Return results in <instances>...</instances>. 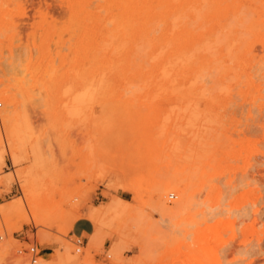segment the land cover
<instances>
[{"label": "rangeland", "instance_id": "374dc122", "mask_svg": "<svg viewBox=\"0 0 264 264\" xmlns=\"http://www.w3.org/2000/svg\"><path fill=\"white\" fill-rule=\"evenodd\" d=\"M1 1L4 3L2 4ZM10 1L0 0V89L4 88L7 95L14 94L16 96L15 99L20 98V101L18 99L16 104L10 107L16 113L12 128H0V224L2 223L0 225L2 228L0 229V234L3 236L0 246L10 244L9 250L4 258L0 260V264H39L42 257L51 264H110L117 251L121 253L124 264H135L137 260L139 263L137 262L136 264H264V5L260 7L264 0H242L243 6L241 5L236 10L237 13L235 10H231L226 19L222 18L221 25H211L202 21L200 13L208 9L207 5L204 6L203 3L199 7L200 4H197V7L202 8V11H200L199 9L196 10L197 7L195 5L190 4L183 13L171 14L170 23H165V21L158 18L152 19L148 25L150 29L147 30V33L149 32V34L143 35L142 37L145 36L143 39H141L142 37L139 38V33L137 35L134 33V30L137 31L138 29L140 32L142 18L139 21L134 19L135 22H133L132 26L131 22L129 26L133 28L132 31L129 26L125 29L124 23H121V17L118 16V11L120 12L118 6L108 7L104 0H90L91 2L89 0H81L83 6L77 5L78 0H20L21 3L18 0H13L12 3H15L14 5H11ZM202 1L204 2L205 0ZM99 4L100 7H98ZM252 5L256 8L259 6V9L255 10L256 8ZM248 6L253 8L256 13L253 9L250 11ZM239 10L244 11V13H240ZM9 11L12 12L10 13ZM246 11L247 15L245 14ZM78 12L81 13L77 15ZM88 12L92 13L91 16H89ZM169 13L171 12L169 11ZM190 13L193 15H190ZM93 14L94 16L92 17ZM180 14L182 16L177 18ZM194 15H196V20H192L195 18ZM259 16L262 20L259 19ZM69 17L70 19L72 18V21ZM76 17L79 19H74L75 22L73 18ZM189 17L192 18L190 19ZM255 18L256 20H254ZM186 20L188 22L185 25L184 21ZM189 20L191 21L189 22ZM81 21L83 22L81 23ZM97 21L99 22L97 23ZM178 21L181 22L178 24ZM251 22L252 25L250 24ZM253 22H256L258 27L256 23L255 27ZM71 23L73 24L72 26H70ZM83 23L85 26L82 25ZM49 24L51 25L50 27ZM249 24L251 26H248ZM181 25H183V28ZM210 25L213 29H211ZM47 26L49 28H46ZM134 26H136L135 29ZM161 26H164L166 30H162L163 27ZM185 26L188 28H185ZM82 27H86V33ZM168 27L170 31L167 32L169 30ZM109 28H111V32H108ZM100 29L103 35L100 33ZM127 29L129 30L127 31ZM179 29L182 31L178 32ZM190 30H193L194 33L192 34ZM164 31L168 34L177 31V35L179 33L184 36L187 34L190 39L192 36V39L185 45L186 48L183 52L177 53V46L172 45L173 42L168 37L166 38L165 35L167 33L165 34ZM228 31L229 33H227ZM56 33L57 36L55 35ZM233 33L235 34L233 35ZM92 34H96V37H92ZM46 35L47 38L45 37ZM213 35L216 38H213ZM157 36L158 38H156ZM220 36L223 37L221 38ZM234 36L236 37L234 38ZM195 37L197 38L194 41ZM43 38H46L47 41L43 40ZM211 38L214 39V43ZM78 39L84 44L88 40L85 44L86 46L82 42L80 43ZM92 39H94V43L91 41ZM209 39L212 43L208 42L210 41ZM229 39L234 42L232 41L231 43ZM144 40L145 43L143 42ZM41 41L44 42L40 43ZM134 41L137 43L135 44ZM241 41H243L242 44ZM117 42L118 44L115 45ZM249 42L251 43L249 44ZM76 43L80 44L76 45ZM99 43L100 46L98 45ZM153 44L157 48H153ZM174 44L177 43L175 42ZM87 45L89 48H87ZM128 45L130 48L127 47ZM161 45L162 47H160ZM191 45H194L193 49ZM222 45L225 49L223 47L220 48ZM187 46L191 48L188 49ZM40 47L44 51H41ZM48 47H50V50ZM73 47L80 48L76 49ZM73 49L74 51H72ZM95 49H98V51L96 50L97 57L94 53ZM168 49L170 51L166 52ZM219 49L220 51L218 52ZM223 49L225 51L221 52ZM76 50L80 52L78 53ZM248 50L251 52H248ZM75 51L76 53L74 54ZM45 52L47 53L45 54ZM100 52L103 54L101 55ZM50 53L52 56L54 54L53 58H50ZM167 53L169 55L171 53V55L167 57ZM224 53L226 54L224 55ZM147 54L149 55L147 56ZM151 54L153 56H150ZM65 55L70 57L68 56L67 58ZM100 55L101 57L99 58ZM208 55H211L210 57L213 60L208 59ZM219 55H222L223 61H221ZM239 55L241 58H239ZM43 56L46 57L44 58ZM223 56L226 61H224L225 58ZM248 56L249 58H245ZM254 56L257 58L255 59ZM21 57L26 60L23 61ZM166 57L167 59H165ZM143 58L146 60L148 58V60L146 61ZM126 59L127 62L131 60L128 62L131 68L127 67V62V66L125 65ZM65 60L66 62H64ZM163 60H167L168 62H165L168 64L166 63L167 65H165ZM214 60L216 61L214 62ZM39 61H43V63ZM77 61L81 62L78 63ZM161 61L164 65L160 63ZM19 62L20 66H18ZM21 62H23L22 65ZM158 62L161 65L160 69ZM190 62L196 69L192 67ZM223 62L224 64H222ZM232 62L236 65V70H234L235 68L233 67L235 66ZM237 62H241L240 65ZM149 63H154L155 66H153L154 64L151 66ZM229 64L232 70H230ZM14 65H17V69L14 68ZM79 66H81L80 69H78ZM123 66L124 69L127 67L128 70L131 69L132 71L137 69L134 72L138 75L132 72V76L135 75L140 80L138 81L134 76V81H131L132 76L131 72H129L131 70L125 69L124 72V69H121ZM138 66H141L140 68L142 69L138 68ZM19 67L24 69H19ZM69 67H72V69L70 68L69 70ZM93 67L96 69H93ZM168 67L169 70L166 74L164 70H167ZM209 67L212 69L210 70ZM238 67H241L242 70ZM180 68H182L183 73ZM188 68H191V70H187ZM84 69L86 70L84 71ZM71 70H76L77 72L73 71V73ZM245 70L246 72H243ZM248 70H251V72ZM86 71L89 73H86ZM145 71L147 72L145 73L146 77L144 76ZM69 72L71 76L70 74L68 75ZM209 72H212V75ZM181 73L184 78H187H183L185 83L181 79ZM240 73H245L246 75L244 74L245 76L243 75L242 78ZM96 74L97 76H95ZM194 74L197 75V78L193 77ZM238 74L240 78L237 77ZM65 75H67V78ZM76 75L83 76L78 77ZM171 75H173V79L172 77L170 78ZM175 75H178V77L176 76V78ZM223 75H225V78H222ZM29 77L30 79L27 81ZM63 77L64 81L62 80V84L60 80ZM75 77L82 79L78 81ZM88 77H90V80L93 78L92 81ZM229 77L230 79H228ZM72 78H75L76 82ZM83 78H88L87 80L93 83L96 82L95 86L107 89L109 94H112L111 102L105 106L103 103L101 105L100 102L93 104V106L92 104H70L73 95L75 96L77 92L85 89L88 81ZM160 79L162 80L159 81ZM201 79L202 81H200ZM38 81L41 82L39 83ZM147 81L153 83L148 84ZM237 82L239 85H237ZM67 83L69 84L67 85ZM70 83L73 84L74 88L76 87V91L73 89V94L71 92L73 86L71 88ZM120 83H122V88ZM141 83L143 86H139ZM246 84H249L250 89L252 88L250 92ZM26 85L28 86L27 88H25ZM168 85L172 87L170 92H168L170 88ZM176 85L178 86L177 89ZM207 85L210 86L208 87ZM37 86L39 87L37 88ZM44 86L45 88H43ZM81 86L82 90H80ZM55 87L58 89L57 91ZM159 88L161 89L158 90ZM23 89H25V92ZM148 89L150 90L145 91ZM235 89L238 93H233L235 94L233 96L232 91L236 92ZM161 90L164 91V94ZM198 91H200L199 94ZM29 92L30 94H28ZM143 92L148 94L145 95ZM119 93L121 94L119 95ZM159 93H162V96ZM229 93L233 97H230ZM52 94H55L56 97L53 95L54 98ZM142 95L143 99H141ZM176 95L177 97L180 96L178 97L180 101L177 100L181 103L176 100ZM1 97L3 96H0V111L6 108L7 105L5 103L6 100ZM112 98L116 100L112 101ZM193 98H195L194 101L192 100ZM196 98L198 99L197 103L195 102ZM48 99H50V102ZM207 99L210 101L208 102ZM55 101L58 104H53L56 103ZM120 101L123 102L121 103ZM217 101L224 102L220 103ZM207 102H215L210 104L212 108L210 106L209 111ZM110 103L114 110L109 107ZM116 103L122 104L119 107L121 109H118L120 105ZM127 105H129V109L126 107ZM213 106L215 107L213 108ZM185 107L189 108L190 114L187 108L184 111ZM180 108L183 110H180ZM112 111H119L120 113L116 114L115 112L114 114V112L111 113ZM169 111H172L171 115L173 114L174 116H171ZM181 111L187 112L184 114V112L180 113ZM151 112L153 113L150 114ZM194 112L195 114H192ZM210 112L211 115L209 114ZM204 113L207 114H205L207 116L206 119ZM118 114L120 115L118 116ZM188 115L191 120L192 118L194 119L196 124L191 125L192 121L187 118ZM216 115L219 117L217 118ZM182 116H186L185 120ZM119 117H123V119L121 118L119 121ZM108 118L110 121H108ZM123 120L127 123L130 120L132 122L126 125V123H122ZM179 120L182 121L180 122ZM197 120L199 121L196 122ZM204 121L206 122L203 123ZM108 122L110 124L106 128L105 123ZM187 123H189L190 127L187 126ZM140 126L142 127L140 128ZM200 126H202V129H200ZM179 127L180 130H178ZM182 129H186L185 132ZM206 129H210L208 134H211V136L206 135ZM162 132L165 133L163 134ZM198 132L200 135H198ZM138 134L142 135V137ZM187 135L189 138H187ZM206 137L209 140L207 146ZM182 138L185 140L182 141ZM167 139L168 141H166ZM204 139L205 142L201 145V141H204ZM170 141L171 143H169ZM189 141L194 142L193 144L196 147L192 143L190 144ZM210 142L213 145H210ZM167 143L169 144L167 145ZM166 148L167 151L165 152ZM170 148H173L174 153L170 152ZM208 148L211 150L209 151ZM153 151L157 152L153 154ZM147 153H150L148 156H152V154L153 156L148 157ZM168 153L171 154L167 157ZM156 154H159V157ZM162 154L164 155L163 157ZM178 157L183 160H179ZM147 158H150V160ZM202 160L205 162L202 163ZM200 168H202V172L199 170ZM195 175L197 176L195 177ZM9 177L11 178L10 180H8ZM170 178H179L180 180H178L182 181V186L186 185L185 187L188 188L189 197L185 208L169 215L163 211L158 203L162 189L160 181ZM254 181L255 183H252ZM172 194L175 195L173 198L171 197ZM165 199L170 206H173L179 196L177 192L172 191L168 192ZM120 201H123L124 207L123 209H116L114 204ZM200 210L204 214L200 213ZM204 217L207 220H204ZM80 218H86L91 221L92 229L90 233L80 234L74 231V222ZM121 232H124V235ZM93 234H96L97 237L94 243L91 241ZM120 234L126 237H124V241L120 242L118 239ZM79 240H81V243ZM65 243L71 247L72 255H79L78 261H68L66 259L60 261L59 255L61 252L63 253ZM147 244L148 246L146 247L145 245ZM34 245H37V251L39 252L36 262H33V254L31 252V247ZM143 250H146V255H144L145 252ZM132 260L135 261L133 262Z\"/></svg>", "mask_w": 264, "mask_h": 264}, {"label": "bare ground", "instance_id": "6f19581e", "mask_svg": "<svg viewBox=\"0 0 264 264\" xmlns=\"http://www.w3.org/2000/svg\"><path fill=\"white\" fill-rule=\"evenodd\" d=\"M4 1H5V0H4ZM12 1H13V0L10 1V4H11V5H12V4L14 5L15 3H12ZM18 1H19V3H21L20 0H18ZM21 1H23V0H21ZM64 1H65V0H64ZM104 1H105V3H107L106 6H108V7H111V6L113 7L114 5H117V6H118V8H119V10H120V12L118 11V14H119L118 16L121 17V23H124V25H125V29H126L127 26H129V25L131 24V22H132L131 26L133 25V22H135L134 19H138V21H139V19L142 18L143 21H142V23L140 24V25H141L140 32L138 31V30H139L138 28H139L140 26L137 28V29H138V30H137L138 32H137L136 30H134V31H135L134 33H136V35H137V33H139V38H140V37H142L143 35H147V34H149V32L147 33V30L150 29V28L148 27V25L151 23V20H152V19H154V18H158V19H160V20L165 21V23H166V22L170 23V22H169V19H170V17L172 16L171 14L177 15L179 12H180V13H183V11H186V8L189 7L190 4L195 5V6H196L197 4H200L199 7H200L203 3H204V6L207 5V6H208V9L205 10V11H202V8L197 7L198 5L196 6V7H197L196 10L199 9L200 11H202V13H200V14H201V17H202V21H204V22H206V23H209V24H211V25H212V24H213V25H221V24H222V18H223V19H226V17H228V15H229V13H230L231 10H235V11H236L237 9H239V8L241 7V5L243 6V1H244V0H243V1H242V0H205L204 2H203L202 0H104ZM245 1H246V0H245ZM249 1H251V0H249ZM249 1H248V2H249ZM253 1H254V0H253ZM253 1H252V2H253ZM255 1H257V0H255ZM258 1H261V0H258ZM1 2H2V4L4 3L3 1H1ZM7 2H8V1H7ZM89 2H91V1L89 0ZM100 3H101V2H100ZM258 3H259V2H258ZM10 4H9V5H10ZM88 4H89V3H88ZM244 4H246V3H244ZM256 4H257V3H256ZM5 5H6V3H5ZM77 5H79V6H83V2H82L81 0H78V1H77ZM254 5H255V4H254ZM254 5H252V6H254ZM263 5H264V2L261 4L260 7H263ZM64 6H65V5H64ZM244 6H245V5H244ZM14 7H15V6H14ZM68 7H69V6H68ZM84 7H85V6H84ZM98 7H100V4H99ZM112 7H111V8H112ZM254 7H255V6H254ZM258 7H259V6H258ZM258 7H257V8H258ZM118 8H117V9H118ZM190 8H191V7H190ZM248 8H249V6H248ZM255 8H256V7H255ZM257 8H256L255 10H257ZM8 9H9V8H8ZM65 9H66V8H65ZM95 9H96V8H95ZM109 9H110V8H109ZM251 9H253V8L250 7L249 10L251 11ZM258 9H259V8H258ZM67 10H68V8H67ZM101 10H103V9H101ZM240 10H241V9H240ZM240 10H239V11H240ZM253 10H254V9H253ZM253 10H252V11H253ZM255 10H254V12H255ZM260 10H261V9H260ZM260 10H259V11H260ZM69 11H70V10H69ZM77 11H79V9H77ZM81 11H82V10H81ZM169 11H170L171 13H169ZM244 11H245V9H244ZM244 11H240V13H241V12L244 13ZM261 11H262V10H261ZM9 12H10V11H9ZM11 12H12V11H11ZM11 12H10V13H11ZM89 12H90V11H89ZM89 12H88V13H89ZM80 13H81V12H78L77 15L80 14ZM82 13H83V12H82ZM101 13H102V12H100V14H101ZM192 13H193V12H192ZM192 13H190V15H193ZM236 13H237V11H236ZM248 13H249V12H248ZM255 13H256V12H255ZM255 13H252V14H255ZM258 13H259V12H258ZM261 13H262V12H261ZM68 14H69V13H68ZM71 14H72V13H71ZM73 14H75V13H73ZM89 14H90L89 16H91L92 13H89ZM186 14H187V13H186ZM245 14L247 15V11L245 12ZM98 15H99V14H98ZM102 15H103V13H102ZM187 15H189V14H187ZM257 15H259V14H257ZM257 15H256V16H257ZM4 16H5V15H4ZM93 16H94V14L92 15V17H93ZM181 16H182V14H180L179 16H177V18H180ZM195 16H196V15H194V17H195ZM256 16H254V17H256ZM7 17H8V16H7ZM97 17H98V16H97ZM97 17H96V18H97ZM174 17H175V16H174ZM186 17H187V16H186ZM194 17H193V18H194ZM257 17H258V16H257ZM259 17H260V16H259ZM3 18H4V17H3ZM102 18H103V16H102ZM104 18H105V16H104ZM110 18H111V17H110ZM110 18H108V19H110ZM189 18H190V17H189ZM189 18H188V19H189ZM191 18H192V17H191ZM191 18H190V19H191ZM243 18H244V17H243ZM69 19H70V17H69ZM74 19L78 20L79 18H78V19H77V17H76V18H73V21H75ZM85 19H86V18H85ZM85 19H84V20H85ZM100 19H101V18H100ZM106 19H107V18H106ZM249 19H250V18H249ZM257 19H258V18H257ZM259 19L262 20L261 17H260ZM259 19H258V20H259ZM2 20H3V19H2ZM8 20H9V19H8ZM8 20H7V21H8ZM70 20L72 21V18H71ZM70 20H69V21H70ZM89 20H90V19H89ZM102 20H105V19H102ZM154 20H155V19H154ZM154 20H153V21H154ZM171 20H172V19H171ZM171 20H170V21H171ZM192 20H196V17H195L194 19H192ZM241 20H242V19H241ZM254 20H256V18H255ZM258 20H257V21H258ZM9 21H10V20H9ZM105 21H106V20H105ZM109 21H110V20H109ZM190 21H191V20H189V22H190ZM3 22H4V20H3ZM75 22H76V21H75ZM82 22H83V21H81V23H82ZM86 22H88V21H86ZM98 22H99V21H97V23H98ZM101 22H103V21H101ZM101 22H100V23H101ZM180 22H181V21H178V24H179ZM187 22H188V20L184 21V24L187 23ZM78 23H80V22H78ZM95 23H96V22H95ZM97 23H96V24H97ZM168 23H167V24H168ZM202 23H203V22H202ZM243 23H244V22H243ZM255 23H256V22H253V25H254V26H255ZM11 24H13V23L11 22ZM76 24H77V23H76ZM104 24H105V22H104ZM104 24L102 23V25H104ZM167 24H166V27H167ZM250 24L252 25V22H251ZM250 24H249L248 26H251ZM69 25H70V24H69ZM69 25H67V26H69ZM72 25H73V24L71 23L70 26H72ZM82 25L85 26L84 23H83ZM82 25H81V26H82ZM86 25H87V24H86ZM99 25H101V24H99ZM102 25H101V27H102ZM118 25H119V23H118ZM124 25H123V26H124ZM136 25H137V24H136ZM185 25H186V24H185ZM211 25H210V26H211ZM225 25H226V24H225ZM225 25H224V26L222 25V26H223V27H226ZM257 25H258V24L256 23V26H257ZM3 26H4V24H3ZM8 26H9V25H8ZM8 26H5V27H8ZM50 26H51V25L49 24V27H50ZM70 26H69V27H70ZM90 26H91V25H90ZM119 26H120V28H121V25H119ZM119 26H118V27H119ZM137 26H138V25H137ZM170 26H171V25H170ZM181 26H182V28H183V25H181ZM187 26H188V24H187ZM187 26H185V28H186ZM248 26H247V27H248ZM256 26H255V27H256ZM261 26H262V25H261ZM261 26H260V27H261ZM10 27H11V26H10ZM13 27H15V26H13ZM49 27L47 26L46 28H49ZM75 27H76V26H75ZM98 27H99V26H98ZM98 27H97V28H98ZM115 27H116V26H115ZM118 27H117V28H118ZM129 27H130V26H129ZM135 27H136V26H134V29H135ZM155 27H156V26H155ZM161 27H163L162 30L165 29L164 26H161ZM200 27H201V23H200ZM223 27H222V28H223ZM257 27H258V26H257ZM52 28H53V27H52ZM66 28H68V27H66ZM70 28H71V27H70ZM73 28H74V27H73ZM76 28H77V27H76ZM82 28H84V31H85L86 27H82ZM95 28H96V27H95ZM105 28H106V27H105ZM120 28H118V29H120ZM130 28H131V31H132L133 28H132V27H130ZM130 28H129V29H130ZM153 28H154V27H153ZM168 28H169V27H168ZM187 28H188V27H187ZM208 28H209V27H208ZM218 28H219V27H218ZM218 28H217V29H218ZM222 28H221V29H222ZM248 28H249V27H248ZM89 29H90V27H89ZM89 29H88V34L90 33V32H89ZM110 29H111V28L108 29L109 31H108L107 29H106V30H107L108 32H111ZM115 29H116V28H115ZM129 29H127V31H128ZM195 29H196V28H195ZM211 29H213L212 26H211ZM211 29H210V31H211ZM44 30H45V29H44ZM79 30H81V29L79 28ZM86 30H87V29H86ZM98 30H99V29H98ZM120 30H121V29H120ZM165 30H166V29H165ZM179 30H180V29H179ZM179 30H178V32H181V31H182V30H180V31H179ZM184 30H186V29H184ZM223 30H224V29H223ZM229 30H230V29H229ZM232 30H233V29H232ZM235 30H236V29H235ZM235 30H234V31H235ZM63 31H65V30L63 29ZM69 31H70V30H69ZM75 31H76V30H75ZM82 31H83V30H82ZM92 31H93V29H92ZM101 31H102V30L100 29V33L102 34ZM103 31H104V30H103ZM112 31H113V30H112ZM115 31H116V30H115ZM155 31H156V29H155ZM155 31H154V33H155ZM157 31H158V29H157ZM168 31H170V28H169V30H167V32H168ZM190 31L192 32V34L194 33L193 30H190ZM190 31H189V32H190ZM210 31H209V33H210ZM217 31H218V30H217ZM220 31H221V30H220ZM220 31H219V32H220ZM241 31H242V30H241ZM43 32L45 33V31H43ZM43 32H42V33H43ZM53 32H54V31H53ZM97 32H98V31H97ZM108 32H106V34H108ZM121 32H122V31H121ZM150 32H151V30H150ZM164 32H165V31H164ZM167 32H165V34H166ZM178 32H177V31H173L172 33H169V34L167 33V34L165 35L166 38L168 37L169 40L173 42V44H172L173 46H174V45L177 46V47H176V51H177V53H178V52H183V51L185 50V48H186L185 45L188 44V43L190 42V40L192 39V36H191V39H190L189 36H187V34H186L185 36L182 35L181 33H179V34L177 35ZM214 32H215V31H214ZM214 32H213V33H214ZM221 32L223 33V31H221ZM231 32H232V31H231ZM231 32H230V34H231ZM235 32H236V31H235ZM242 32H243V31H242ZM254 32H257V31H254ZM44 33H43V34H44ZM47 33H48V32H47ZM59 33H60V32H59ZM59 33H58V34H59ZM74 33H75V32H74ZM76 33H77V32H76ZM85 33H86V31H85ZM93 33H94V32H93ZM95 33H96V31H95ZM100 33H99V34H100ZM118 33H119V32H118ZM118 33H116V34H118ZM131 33H132V32H131ZM146 33H147V34H146ZM159 33H160V32H159ZM159 33H158V34H159ZM201 33H202V31H201ZM206 33H207V32H206ZM209 33H208V34H209ZM213 33H211V34H213ZM222 33H221V34H222ZM225 33H226V32H225ZM227 33H229V31H228ZM49 34H50V33H49ZM80 34H81V33H80ZM113 34H115V33H113ZM124 34H125V33H124ZM156 34H157V32H156ZM163 34H164V33H163ZM192 34H191V35H192ZM202 34H203V33H202ZM234 34H235V33H233V35H234ZM50 35H51V34H50ZM55 35L57 36V33H56ZM55 35H54V36H55ZM59 35H61V34H59ZM95 35H96V34H95ZM95 35L92 34L91 36L94 37ZM102 35H103V34H102ZM102 35H101V36H102ZM120 35H121V34H120ZM140 35H141V36H140ZM196 35L198 36V34H196ZM253 35H254V34H253ZM48 36H49V35H48ZM51 36H52V35H51ZM85 36H88V35H85ZM91 36L89 35V37H91ZM101 36H100V39H101ZM105 36H106V35H105ZM105 36H104V37H105ZM116 36H117V35H116ZM207 36H208V35H207ZM207 36H205V37H207ZM214 36H215V35H213V38H216V37H214ZM237 36H238V35H237ZM42 37H43V36H42ZM45 37L47 38V35H46ZM95 37H96V36H95ZM98 37H99V36H98ZM98 37H97V38H98ZM144 37H145V36H144ZM144 37H142L141 39H143ZM146 37H148V36H146ZM163 37H164V36H163ZM210 37H212V36H210ZM210 37H209V38H210ZM220 37H221V36H220ZM222 37H223V36H222ZM222 37H221V38H222ZM228 37H229V36H228ZM230 37H231V39H233L232 36H230ZM235 37H236V36H234V38H235ZM40 38H41V36H40ZM46 38H45V39L43 38V40L47 41ZM74 38H75V37H74ZM105 38H106V37H105ZM117 38H119V37L117 36ZM134 38H135V37H134ZM134 38H133V40H134ZM149 38H151V36H149ZM156 38H158V36H157ZM196 38H197V37H195L194 41L196 40ZM199 38H200V36H199ZM213 38H211V40H212V42L214 43V39H213ZM221 38H220V39H221ZM259 38H260V37H259ZM121 39H122V37H121ZM202 39H203V38H202ZM202 39H201V40H202ZM231 39H229V40H231ZM238 39H240V38H238ZM238 39H237V41H238ZM72 40H73V39H72ZM72 40H71V41H72ZM84 40H85V38H84ZM95 40H96V39H95ZM97 40H98V39H97ZM146 40H147V39H146ZM197 40H198V39H197ZM201 40H200V43H201ZM203 40H204V39H203ZM203 40H202V41H203ZM209 40H210V39H209ZM211 40L208 41V42H211ZM241 40H242V38H241ZM53 41H54V40H53ZM76 41H77V40H76ZM78 41L80 42L79 39H78ZM87 41H88V40H87ZM87 41H86V43H87ZM91 41H93V43H94V39H92ZM108 41H109V40H108ZM121 41H122V40H121ZM194 41H193V42H194ZM232 41H233V40H231V43H232ZM42 42H44V41H41L40 43H42ZM72 42H73V41H72ZM81 42H82V41H81ZM81 42H80V43H81ZM103 42H104V41H103ZM124 42H125V40H124ZM130 42H132V41H130ZM134 42H135V41H134ZM134 42H133V43H134ZM143 42L145 43V40H144ZM148 42H149V41H148ZM153 42H154V41H153ZM172 42H171V43H172ZM175 42H176L177 44H174ZM193 42H192V43H193ZM212 42H211V43H212ZM228 42H229V41H228ZM233 42H234V41H233ZM235 42H236V40H235ZM242 42H243V41H241V44H242ZM80 43H79V44H80ZM82 43L84 44V42H82ZM86 43H85V44H86ZM89 43H90V42H89ZM105 43H108V42H105ZM120 43H122V42H120ZM136 43H137V42H135V44H136ZM151 43H152V42H151ZM192 43H191V44H192ZM195 43L198 44L197 42H195ZM250 43H251V42H249V44H250ZM73 44H74V43H73ZM79 44L76 43V45H79ZM85 44H84V45H85ZM102 44H103V43H102ZM102 44H101V45H102ZM117 44H118V42H117L115 45H117ZM164 44H165V40H164ZM98 45L100 46V43H99ZM109 45H110V44H109ZM125 45H126V44H125ZM137 45H138V44H137ZM154 45H155V44L152 45L153 48H154V47L157 48V46H154ZM162 45H163V44H162ZM162 45H161L160 47H162ZM165 45H166V44H165ZM198 45H200V44H198ZM229 45H230V43H229ZM238 45H239V44H238ZM42 46H44V45H42ZM85 46H86V45H85ZM119 46H120V45H119ZM131 46H132V45H131ZM191 46H192V49H193L194 45H191ZM224 46H225V45H224ZM230 46H231V45H230ZM127 47L130 48L129 45H128ZM134 47H135V46H134ZM134 47H133V48H134ZM216 47H218V46H216ZM222 47H223V45H222L220 48H222ZM235 47H236V46H235ZM41 48H42V47H40V49H41ZM48 48H49V50H50V47H48ZM73 48H76V47H73ZM78 48H80V47H77L76 49H78ZM87 48H89L88 45H87ZM101 48H103V47H101ZM115 48H116V47H115ZM131 48H132V47H131ZM165 48H166V47H165ZM165 48H164V49H165ZM187 48L189 49V48H191V47H188V46H187ZM214 48H215V46H214ZM223 48H224V47H223ZM253 48H254V47H253ZM81 49L83 50V48H81ZM81 49H80V50H81ZM98 49H99V48H98ZM98 49H95V51H96V50L98 51ZM124 49H125V48H124ZM127 49H128V48H127ZM161 49H162V48H161ZM211 49H213V48L211 47ZM217 49H218V48H217ZM224 49H225V48H224ZM224 49L221 50V52H222V51L224 52V51H225ZM238 49H239V48H238ZM238 49H237V50H238ZM51 50H52V49H51ZM82 50H81V51H82ZM85 50H86V47H85ZM99 50H101V49H99ZM103 50H104V48H103ZM128 50H129V49H128ZM128 50H127V52H128ZM130 50H131V49H130ZM133 50H135V49H133ZM133 50H132V51H133ZM150 50L152 51V49H150ZM153 50H154V49H153ZM234 50H236V49H234ZM234 50H233V51H234ZM41 51H44V50L41 49ZM72 51H74V49H73ZM76 51L78 52V50H76ZM76 51L74 52V54L76 53ZM83 51H84V50H83ZM83 51H82V52H83ZM95 51H94V53H95V56H96V55H97V51H96V52H95ZM132 51H129V52H132ZM154 51H155V50H154ZM169 51H170V50L168 49V51H166V52H169ZM188 51H190V50H188ZM219 51H220V49L218 50V52H219ZM233 51H232V53H233ZM59 52H60V51H59ZM79 52H80V51H79ZM79 52H78V53H79ZM90 52H91V51H90ZM133 52H134V51H133ZM190 52H191V51H190ZM248 52H251V51L248 50ZM42 53H43V52H42ZM42 53H41V54H42ZM46 53H47V52H45V54H46ZM53 53H54V52H53ZM57 53H58V52H57ZM78 53H77V54H78ZM98 53H99V52H98ZM150 53H151V52H150ZM152 53H153V52H152ZM187 53H188V52H187ZM187 53H186V54H187ZM210 53L212 54V52H210ZM238 53H239V52H238ZM43 54H44V53H43ZM55 54H56V53H55ZM61 54H62V53H61ZM71 54H72V53H71ZM77 54H76V55H77ZM86 54H87V53H86ZM88 54H89V53H88ZM100 54L102 55L103 53L100 52ZM207 54H208V53H207ZM220 54H221V53H220ZM225 54H226V53H224V55H225ZM248 54H249V53H248ZM254 54H255V53H254ZM31 55H32V54H31ZM39 55H40V53H39ZM69 55H70V54H69ZM69 55H68V56H69ZM101 55L99 56V58L101 57ZM104 55H106V54H104ZM132 55H134V54H132ZM132 55H131V56H132ZM135 55H136V54H135ZM148 55H149V54H147V56H148ZM170 55H171V53H170ZM170 55L167 53L166 56L168 57V56H170ZM236 55L238 56V54H236ZM240 55H241V54H240ZM240 55H239V58H241ZM29 56H30V55H29ZM29 56H28V57H29ZM40 56H42V55H40ZM50 56H51L50 58H53L54 54H53V56H52L51 53H50ZM65 56H67V55H65ZM68 56H67V58H68ZM74 56H75V55H74ZM131 56H129V57H131ZM137 56H139V55H137ZM142 56H143V55H142ZM150 56H153V54H151ZM172 56H175V55H172ZM172 56H171V57H172ZM205 56H206V55H205ZM208 56L210 57L211 55H208ZM219 56H220L219 58L222 57V55H219ZM231 56H233V55L231 54ZM246 56H247V55H246ZM256 56H257V55H256ZM256 56H254L255 59L257 58ZM22 57H23V56H22ZM22 57H21V58H22ZM33 57H34V56H33ZM43 57H44V56H43ZM45 57H46V56H45ZM45 57H44V58H45ZM47 57H48V56H47ZM55 57H56V55H55ZM69 57H70V56H69ZM87 57H88V56H87ZM96 57H97V56H96ZM167 57H166L165 59H167ZM171 57H170V58H171ZM209 57H208V59L213 60L212 57H210V58H209ZM223 57H224V56H223ZM18 58H19V57H18ZM34 58H35V57H34ZM34 58H33V59H34ZM63 58H64V57H63ZM75 58H77V57H75ZM81 58H82V57H81ZM91 58H92V57H91ZM125 58H127V57L125 56ZM137 58H138V57H137ZM148 58H149V57H148ZM148 58H147V60H148ZM150 58H151V57H150ZM183 58H184V57H183ZM224 58H225V57H224ZM245 58H249V56H248V57H245ZM251 58H252V57H251ZM22 59H23V58H22ZM22 59H20V60H22ZM42 59H43V58H42ZM56 59H57V58H56ZM77 59L80 60L79 58H77ZM88 59H90V58H88ZM88 59H85V60H88ZM101 59H102V58H101ZM101 59H100V60H101ZM134 59H135V58H134ZM143 59H144V58H143ZM143 59H142V60H143ZM168 59H169V58H168ZM255 59H254V60H255ZM20 60H19V61H20ZM25 60H26V59H25ZM25 60L23 59V61H25ZM66 60H67V59H66ZM66 60H65L64 62H66ZM95 60H96V59H95ZM100 60H98V61H100ZM132 60H133V59H132ZM144 60H146V59H144ZM147 60H146V61H147ZM211 60H210V61H211ZM216 60H217V59H216ZM216 60H214V62H215ZM227 60L229 61V59H227ZM230 60H231V59H230ZM13 61H14V60H13ZM13 61H12V63H13ZM89 61H91V60H89ZM103 61H104V60H103ZM120 61H122V60H120ZM120 61H119V62H120ZM123 61H124V60H123ZM130 61H131V60H130ZM130 61H128V62H130ZM163 61H164V60H163ZM165 61H167V60H165ZM165 61H164V62H165ZM170 61H171V60H170ZM173 61H174V60H173ZM210 61H209V62H210ZM218 61H219V60H218ZM221 61H223V58H221ZM224 61H226V58H225ZM243 61H245V60H243ZM251 61H252V60H251ZM39 62H41V61H39ZM64 62H63V63H64ZM77 62H78V61H77ZM80 62H81V61H79L78 63H80ZM96 62H97V61H96ZM126 62H127V59H126V61H125V65L128 63V62H127V63H126ZM132 62H133V61H132ZM138 62H139V61H138ZM142 62H144V61H142ZM142 62H141V63H142ZM148 62H149V61H148ZM167 62H168V61H167ZM167 62H165V65L168 64ZM171 62H172V61H171ZM248 62H249V61H248ZM14 63H15V62H14ZM22 63H23V62H21V65H22ZM41 63H43V61H42ZM50 63H51V62H50ZM50 63H49V64H50ZM86 63H88V62L86 61ZM99 63H101V62H99ZM117 63H118V62H117ZM156 63H157V61H156ZM160 63H162V65H164L162 61H161ZM166 63H167V64H166ZM184 63H185V62H184ZM190 63H191V62H190ZM212 63H213V62H212ZM227 63H229V62H227ZM237 63H238V62H237ZM240 63H241V62H240ZM240 63H238V64L240 65ZM243 63H244V62H243ZM38 64H39V63H38ZM83 64H84V63H83ZM132 64H133V63H132ZM149 64H151V63H149ZM153 64H154V63H153ZM153 64H151V66H152ZM177 64H178V63H177ZM209 64H210V63H209ZM209 64H208V65H209ZM222 64H224V62H223ZM232 64H233V62H232ZM244 64H246V63H244ZM11 65H13V64H11ZM41 65H43V64H41ZM79 65H81V64H79ZM103 65H104V64H103ZM127 65H128V66H127ZM127 65H126L127 67L131 66V65H129V63H128ZM136 65H137V64H136ZM138 65H139V64H138ZM142 65H144V64H142ZM158 65H159V69H160V66H161V65L159 64V62H158ZM158 65H157V66H158ZM191 65H192V63H191ZM233 65H234V64H233ZM233 65H232V66H233ZM251 65H252V64H251ZM255 65H256V64H255ZM14 66H15L14 68L17 67V65H14ZM18 66H20V62H19V64H18ZM32 66H33V65H32ZM77 66H78V65H77ZM121 66H122V65H121ZM126 66H125V67H126ZM132 66H133V65H132ZM153 66H155V64H154ZM184 66H185V64H184ZM220 66H221V65H220ZM229 66H230V64H229ZM234 66H235V67H233V68H235L234 70H236V65H234ZM11 67H12V66H11ZM75 67H76V65H75ZM80 67H81V66H79L78 69H80ZM82 67H83V66H82ZM117 67H118V66H117ZM127 67L125 68L126 70H128ZM135 67H136V66H135ZM135 67H133V68L136 69ZM140 67H141V66H140ZM140 67L138 66V68H140ZM145 67H146V66H145ZM145 67H144V68H145ZM175 67H176V66H175ZM177 67H178V66H177ZM192 67H194V66L192 65ZM192 67H191V68H192ZM216 67H217V66H216ZM216 67H215V68H216ZM14 68H13V69H14ZM20 68H21V69H24V68H22V67H19V69H20ZM38 68H39V67H38ZM38 68H37V69H38ZM70 68L72 69V67H69V70H70ZM83 68H84V67H83ZM83 68H82V71H83ZM122 68L124 69V66L121 67V69H122ZM129 68H131V67H129ZM144 68H143V69H144ZM152 68H153V67H152ZM156 68H157V67H156ZM162 68H163V66H162ZM171 68H172V67H171ZM178 68H179V67H178ZM191 68H190V69L188 68L187 70L190 71ZM194 68H195V67H194ZM209 68H210V70L212 69L211 67H209ZM224 68H225V66H224ZM230 68H231V66H230ZM238 68H239V67H238ZM16 69H17V68H16ZM16 69H15V70H16ZM54 69H56V68H54ZM93 69H96V68L93 67ZM98 69H99V68H98ZM98 69H97V70H98ZM118 69H119V68H118ZM123 69H122V70H123ZM125 69L123 70L124 72H125ZM140 69H142V68H140ZM154 69H155V67H154ZM180 69H181L180 71L182 72V68H180ZM192 69H193V68H192ZM195 69H196V68H195ZM239 69H241V67H240ZM239 69H238V70H239ZM249 69H250V68H249ZM251 69H252V68H251ZM10 70H11V69H10ZM85 70H86V69H84V71H85ZM97 70H96V71H97ZM129 70H131V69H129ZM129 70H128V71H129ZM136 70H137V69H136ZM136 70H133V71L131 70V71H129V72H131V73H130L131 76H132V72H134V71L136 72ZM152 70H153V69H152ZM156 70H157V69H156ZM168 70H169V67H168L167 70H166V69L164 70V73L167 74V71H168ZM176 70H177V69H176ZM187 70H186V71H187ZM208 70H209V69H208ZM230 70H232V68H231ZM241 70H242V69H241ZM243 70H244V69H243ZM246 70H247V69H246ZM246 70L243 71V72H246ZM57 71H59V70L57 69ZM71 71H72V70H71ZM73 71H76V70H73ZM73 71H72V72H73ZM87 71H88V70H87ZM87 71H86V73H89V72H87ZM89 71H90V70H89ZM99 71L101 72L100 69H99ZM123 71H122V72H123ZM142 71H143V70H142ZM150 71H151V70H150ZM177 71H178V70H177ZM177 71H176V72H177ZM193 71H194V70H193ZM193 71H192V72H193ZM227 71H228V70H227ZM239 71H240V70H239ZM248 71H249V70H248ZM13 72H14V71H13ZM21 72H22V70H21ZM60 72H61V71H60ZM76 72H77V71H76ZM94 72H95V71H94ZM124 72H123V73H124ZM135 72H134V74H135ZM148 72H149V70H148ZM151 72H153V71H151ZM157 72H158V71H157ZM157 72H155V73H157ZM169 72H170V71H169ZM184 72H185V71H184ZM196 72H197V71H196ZM196 72H195V73H196ZM229 72H231V71H229ZM229 72H228V74H229ZM241 72H242V71H241ZM243 72H242V73H243ZM249 72H251V70H250ZM39 73H40V72H39ZM39 73H38V74H39ZM53 73H54V72H53ZM73 73H74V72H73ZM73 73H72V75H73ZM78 73H79V71H78ZM102 73H103V72H102ZM145 73H147V72H146V71L144 72V76H145ZM160 73H162V72H160ZM182 73H183V72H182ZM182 73H181V76H182ZM190 73H191V72H190ZM193 73H194V72H193ZM226 73H227V72H226ZM252 73H253V72H252ZM55 74H56V72H55ZM63 74H65V73H63ZM69 74H70V72L68 73V75H69ZM81 74H82V73H81ZM105 74H106V73H105ZM118 74H119V72H118ZM121 74H122V73H121ZM126 74H127V73H126ZM134 74H133V75H134ZM136 74H137V73H136ZM136 74H135V75H136ZM140 74H141V72H140ZM150 74H152V73H150ZM184 74H185V73H184ZM184 74H183V75H184ZM187 74H188V73H187ZM209 74L212 75V72H211V73L209 72ZM244 74H245V73H244ZM244 74H241V73H240V75H242V78H243V75H244ZM19 75H20V74H19ZM79 75H80V74H79ZM87 75H88V74H87ZM87 75H86V76H87ZM89 75H90V74H89ZM98 75H99V74H98ZM122 75H123V74H122ZM122 75H121V76H122ZM135 75H134V76H135ZM137 75H138V74H137ZM142 75H143V74H142ZM142 75H141V76H142ZM157 75H158V74H157ZM178 75H179V77H180L179 72H178ZM178 75H175V77H176V76L178 77ZM194 75H195V76H194ZM194 75H193V77H196V76L198 75V72H197V75H196V74H194ZM221 75H222V74H221ZM225 75H227V74H225ZM225 75H223L222 78H225ZM232 75H234V73H232ZM245 75H246V74H245ZM245 75H244V76H245ZM39 76H41V75H39ZM39 76H38V77H39ZM65 76H66V78H67V75H65ZM70 76H71V74H70ZM73 76H74V75H73ZM76 76H78V75H76ZM82 76H83V75H82ZM82 76H78V77H82ZM95 76H97V74H96ZM131 76H130V77H131ZM134 76L131 77V78H132L131 81H134V80H133V77H134ZM139 76H140V75H139ZM147 76H148V75H147ZM150 76H153V75H150ZM150 76H149V77H150ZM184 76H185V75H184ZM201 76H202V75H201ZM215 76H216V75H215ZM38 77H37V78H38ZM84 77H85V76H84ZM116 77H118V76H116ZM122 77H123V76H122ZM142 77H143V76H142ZM142 77H141V78H142ZM145 77H146V76H145ZM149 77H148V78H149ZM154 77H155V76H154ZM159 77H160V76H159ZM159 77H157V78H159ZM171 77H172V79H173V75H171L170 78H171ZM177 77H176V78H177ZM191 77H192V76H191ZM204 77H205V76H204ZM217 77H218V75H217ZM237 77L240 78L239 74H238ZM251 77H254V76H251ZM39 78H40V77H39ZM75 78H76V77H75ZM75 78H72L73 81L75 80ZM88 78H89V80H90V77H88ZM88 78H83V79H84V80H85V79L87 80ZM103 78H104V77H103ZM135 78H136V76H135ZM151 78H152V77H151ZM151 78H150V79H151ZM176 78H175V79H176ZM183 78H184V77L182 76L181 79H183ZM196 78H197V77H196ZM199 78H201V77H199ZM212 78H213V77H212ZM218 78H220V77H218ZM231 78H232V76H231ZM235 78H236V77H235ZM28 79H30V77L27 78V81H28ZM68 79H69V76H68ZM70 79H71V78H70ZM79 79H80V78H79ZM79 79L76 78V80H78V81H79ZM81 79H82V78H81ZM81 79H80V80H81ZM92 79H93V78H92ZM92 79H91L90 81H92ZM95 79H96V78H94V80H95ZM98 79H99V78H98ZM104 79H105V78H104ZM125 79H126V78H125ZM136 79H137V78H136ZM150 79H148V80H150ZM184 79H187V78L185 77ZM184 79H183V83H185ZM220 79H221V78H220ZM226 79H227V78H226ZM228 79H230V77H229ZM37 80H39V79H37ZM41 80H43V79H41ZM55 80H57V79H55ZM55 80H54V81H55ZM62 80L64 81V77H63V79L60 80L61 83H62ZM76 80H75L74 82H76ZM121 80H122V79H121ZM121 80H120V81H121ZM128 80H129V75H128ZM137 80L139 81L140 78L138 77ZM142 80H143V79H142ZM152 80H153V78H152ZM161 80H162V79H160L159 81H161ZM168 80H169V79H168ZM191 80H192V79H191ZM196 80H197V79H196ZM209 80H211V79L209 78ZM58 81H59V80H58ZM58 81H57V82H58ZM68 81H69V80H68ZM87 81H88V80H87ZM90 81H88L87 85L84 83V84L86 85V87H85V89H83V91H81V92H77V94H76L75 96L73 95L70 104H92V106H93V104H95V103H97V102H100V104L103 103V105L105 106L106 104H108L109 102H111V97H112L111 95H112V94H111V93L109 94V91H108L107 89H105V88H101L100 86H95V83H96V82L93 83V82H90ZM95 81H97V80H95ZM138 81H137V82H138ZM150 81H151V80H150ZM150 81H149V82L147 81L148 84L150 83ZM159 81H157V82H159ZM169 81H170V80H169ZM173 81H174V80H173ZM175 81H177V80H175ZM189 81H190V78H189ZM197 81H198V80H197ZM200 81H202V79H201ZM211 81H212V80H211ZM218 81H219V79H218ZM229 81H230V80H229ZM229 81H228V82H229ZM237 81H238V80H237ZM253 81H254V80H253ZM255 81H256V80H255ZM38 82L40 83L41 81H38ZM49 82H50V81H49ZM49 82H47V83H49ZM81 82H82V81H81ZM89 82H90V83H89ZM121 82H122V81H121ZM137 82H136V83H137ZM147 82H146V83H147ZM167 82H168V81H167ZM167 82H166V84H167ZM177 82H178V81H177ZM177 82H176V84H177ZM191 82H192V81H191ZM194 82H195V81H194ZM205 82H206V81H205ZM208 82H209V81H208V79H207V83H208ZM212 82H213V81H212ZM223 82H225V81H223ZM226 82H227V81H226ZM239 82H240V80H239ZM248 82H249V81H248ZM25 83H26V82H25ZM36 83H37V82H36ZM39 83H38V84H39ZM104 83H106V82H104ZM113 83H115V82H113ZM123 83H124V82H123ZM152 83H153V82H152ZM152 83H150V84H152ZM155 83H156V81H155ZM155 83H154V84H155ZM163 83H164V82H163ZM163 83H160V84H163ZM183 83H182V84H183ZM196 83H197V82H196ZM214 83H215V82H214ZM216 83H218V82H216ZM243 83H245V82H243ZM243 83H242V84H243ZM38 84H37V85H38ZM62 84H63V83H62ZM68 84H69V83H67V85H68ZM70 84H71V88H72L73 84H72V83H70ZM84 84H83V88H84ZM120 84H121V85H120V87H121V86H122V83H120ZM133 84H135V82H133ZM154 84H153V86H154ZM198 84H199V83H198ZM203 84H204V83H203ZM219 84H220V83H219ZM221 84H222V83H221ZM228 84H229V83H228ZM228 84H227V86H228ZM235 84H236V83H235ZM123 85H124V84H123ZM141 85H142V83H141L139 86H141ZM155 85H156V84H155ZM158 85H159V84H158ZM169 85H170V84H169ZM169 85H168V86H169ZM187 85H188V84H187ZM211 85H214V84H211ZM223 85H224V84H223ZM231 85H232V84H231ZM237 85H239L238 82H237ZM246 85L248 86L249 84H246ZM18 86H19V85H18ZM28 86H29V84H28ZM28 86L26 85V87H25V86H24V87L27 88ZM30 86H31V85H30ZM61 86H62V85H61ZM63 86H64V85H63ZM65 86H66V85H65ZM75 86H77V85L75 84ZM108 86H109V85H108ZM142 86H143V85H142ZM147 86H148V85H147ZM183 86H184V85H183ZM204 86H205V85H204ZM207 86L209 87L210 85H207ZM224 86H225V85H224ZM229 86H230V85H229ZM247 86H245V88H247ZM38 87H39V86H37V88H38ZM77 87H78V86H77ZM102 87H103V86H102ZM132 87H133V86H132ZM169 87H170V86H169ZM177 87H178V86L176 85V89H177ZM179 87H180V86H179ZM196 87H197V86H196ZM201 87H202V86H201ZM212 87H213V86H212ZM234 87H235V85H234ZM234 87H233V88H234ZM18 88H19V87H18ZM21 88H22V87H21ZM32 88H33V87H32ZM40 88H41V87H40ZM43 88H45V86H44ZM55 88H56V87H55ZM64 88H65V87H64ZM71 88H70V89H71ZM75 88H76V87H75ZM75 88H74V86H73L72 91H71L72 94L74 93L73 91L75 90ZM110 88H111V87H110ZM118 88H119V87H118ZM121 88H122V87H121ZM151 88H152V87H151ZM155 88H156V86H155ZM161 88H162V87H161ZM161 88H159L158 90H160ZM164 88H166V87H164ZM171 88H172V87L169 88V91H168V92H170V89H171ZM197 88H198V87H197ZM205 88H207V87H205ZM220 88H222V87H220ZM248 88H249V86H248ZM62 89H63V88H62ZM73 89H74V90H73ZM116 89H117V88H116ZM183 89H184V88H183ZM199 89L202 90L201 88H199ZM228 89H231V88H228ZM240 89H241V88H240ZM243 89H244V88H243ZM249 89H250V88H249ZM251 89H252V88H251ZM251 89L249 90V92L251 91ZM6 90H8V89L6 88ZM23 90H24V92H25V89H23ZM30 90H31V89H30ZM32 90H33V89H32ZM43 90H44V89H43ZM43 90H42V91H43ZM57 90H58V89L56 88V91H57ZM80 90H82V86H81V89H80ZM110 90H111V89H110ZM119 90H120V89H119ZM129 90H130V89H129ZM149 90H150V89L145 90V91H149ZM185 90H186V89H185ZM190 90H191V89H190ZM209 90H210V88H209ZM209 90H208V91H209ZM211 90H213V89L211 88ZM220 90H221V89H220ZM222 90H223V88H222ZM8 91H9V90H8ZM8 91H7V92H8ZM28 91H29V89H28ZM34 91H37V90H34ZM45 91H46V90H45ZM75 91H76V90H75ZM161 91H162V90H161ZM180 91H181V90H180ZM180 91H179V92H180ZM195 91H196V93H197V90H196V89H195ZM204 91H205V90H204ZM233 91H234V90H233ZM233 91H232V94H233V93H236V94L238 93V91H236V89H235L236 92H233ZM243 91H244V90H243ZM259 91H260V90H259ZM5 92H6V91H5L4 88L0 89V96L2 95L3 97H1V98H4V99L6 100V102H5V100H3V99H2V100H3L5 103H7L6 108H4L3 110L0 111V128H4V127H5V129H6V128L9 129V128H12V122H13V119H14L15 114H16V113H14V110H13V109H10V107H11L13 104H16V101H17L18 99H19V101H20V98H18V99L16 100V99H15L16 96H14V94H12V95H9V94H8V95H7ZM37 92H38V91H37ZM40 92H41V91H40ZM53 92H54V91H53ZM69 92H70V90H69ZM110 92H111V91H110ZM155 92H156V91H155ZM157 92H158V91H157ZM162 92H163V94H164V91H162ZM179 92H178V93H179ZM184 92H185V91H184ZM193 92H194V91H193ZM199 92H200V91H198V94H199ZM202 92H203V91H202ZM12 93H14V92H12ZM61 93H62V91H61ZM143 93H144V92H143ZM186 93H187V90H186ZM191 93H192V91H191ZM206 93H207V92H206ZM211 93H212V92H211ZM214 93H215V92H214ZM216 93H217V92H216ZM218 93H219V92H218ZM243 93H244V92H243ZM20 94H21V93H20ZM28 94H30V92H29ZM28 94H27V95H28ZM55 94H56V93H55ZM55 94H52V96H53V95L55 96ZM58 94H59V93H58ZM70 94H71V93H70ZM70 94H69V95H70ZM115 94H116V93H115ZM120 94H121V93H119V95H120ZM144 94H145V93H144ZM144 94H143V95H144ZM147 94H148V93H147ZM147 94H145V95H147ZM159 94H161V96H162V93H159ZM169 94H170V93H169ZM183 94H184V93H183ZM192 94H193V93H192ZM198 94H195V95H198ZM200 94H201V93H200ZM209 94H210V93H209ZM219 94H220V93H219ZM229 94H230V93H229ZM232 94H230L231 96H230V95H229V96H230V97H233V96L235 95V94H233V96H232ZM241 94H242V93H241ZM60 95H61V94H60ZM136 95H138V94H136ZM143 95L141 96V99H143V98H142ZM221 95H223V94H221ZM254 95H255V94H254ZM29 96H30V95H29ZM37 96H38V95H37ZM54 96H53V97H54ZM164 96H165V95H164ZM167 96H168V95H167ZM170 96L172 97V95H170ZM207 96H208V94H207ZM217 96H218V95H217ZM19 97H20V96H19ZM21 97H22V96H21ZM55 97H56V96H55ZM55 97H54V98H55ZM70 97H71V96H70ZM145 97H146V96H145ZM159 97H160V96H159ZM168 97H169V96H168ZM176 97H177V95H176ZM178 97H180V96H178ZM178 97L176 98V100L178 99ZM191 97H192V96H191ZM193 97H194V96H193ZM196 97H197V96H196ZM211 97H212V96H211ZM214 97H215V96H214ZM230 97H229V99H230ZM249 97H250V95H249ZM253 97H254V96H253ZM58 98H59V96H58ZM60 98H61V97H60ZM64 98H65V97H64ZM68 98H69V97H68ZM68 98H67V100H68ZM114 98H115V95H114ZM114 98H112V99H113L112 101L116 100V99H114ZM151 98H152V96H151ZM187 98H188V97H187ZM197 98H198V97H197ZM197 98H196V99H197ZM215 98H216V97H215ZM215 98H214V99H215ZM257 98H258V97H257ZM31 99H32V98H31ZM41 99H42V98H41ZM127 99H128V98H127ZM129 99H130V98H129ZM144 99H146V101H149V100H147V98H144ZM152 99H153V98H152ZM163 99H164V98H163ZM163 99H162V101H163ZM166 99H168V98H166ZM179 99H180V98H179ZM179 99H178V100H179ZM188 99H190V98H188ZM194 99H195V98H193L192 100L194 101ZM198 99H199V98H198ZM198 99L195 101L196 103H197ZM202 99H203V98H202ZM211 99H213V98H211ZM224 99H225V98H224ZM34 100H35V99H34ZM49 100H50V99H48V101H49ZM55 100H56V99H55ZM120 100H121V98H120ZM137 100H138V96H137ZM150 100H151V99H150ZM158 100H161V99H158ZM168 100H169V99H168ZM178 100H177V101H178ZM186 100H187V99H186ZM199 100L201 101V99H199ZM205 100H206V99H205ZM207 100H208V99H207ZM216 100H218V99H216ZM220 100H221V99H220ZM225 100H227V99H225ZM230 100H232V99H230ZM230 100H228V102H230ZM247 100H248V99H247ZM19 101H18V102H19ZM21 101H22V99H21ZM24 101H25V100H24ZM24 101H23V102H24ZM26 101H27V100H26ZM31 101H32V100H31ZM44 101L47 102L46 100H44ZM126 101H127V100H126ZM138 101H139V100H138ZM140 101H141V100H140ZM154 101H155V100H154ZM164 101H165V100H164ZM179 101H180V100H179ZM179 101H178V102H179ZM200 101H199V102H200ZM209 101H210V100H208V102H209ZM234 101H235V99H234ZM252 101H253V100H252ZM23 102H22V103H23ZM49 102H50V101H49ZM55 102H56V101H55ZM117 102H118V101H117ZM120 102L122 103L123 101H120ZM124 102H125V100H124ZM142 102H143V101H142ZM151 102L153 103V101H151ZM175 102H176V101H175ZM183 102H184V100H183ZM203 102H204V101H203ZM208 102H207V103H208ZM217 102H220V101H217ZM222 102H224V101H221L220 103H222ZM20 103H21V102H20ZM24 103H25V102H24ZM68 103H69V102H68ZM121 103H116V104H119V105H120V106H118V109H121V108H119V107H121V105H122ZM165 103H169V102H165ZM170 103H171V102H170ZM179 103H181V102H179ZM179 103H178V104H179ZM186 103H187V102H186ZM190 103H191V102H190ZM211 103H213V102L208 103V105H209L208 108H209L210 106H211V108H212V105H210ZM214 103H215V102H214ZM214 103H213V104H214ZM220 103H217V104H220ZM32 104H33V103H32ZM36 104H37V103H36ZM45 104H46V103H45ZM47 104H48V103H47ZM53 104H58V103L56 102V103H53ZM123 104H124V103H123ZM141 104H142V103H141ZM148 104H149V103H148ZM191 104H192V103H191ZM217 104H216V106H217ZM223 104H224V103H223ZM229 104H231V103H229ZM101 105H102V104H101ZM110 105H111V103L109 104V107H111ZM145 105H146V103H145ZM181 105H182V104H181ZM185 105H186V104H185ZM13 106H14V105H13ZM114 106H116V105L114 104ZM149 106H150V105H149ZM174 106H176V105H174ZM194 106H195V104H194ZM196 106H197V105H196ZM109 107L107 106V108H109ZM116 107H117V106H116ZM126 107H128V109H129V105H127ZM130 107H131V106H130ZM146 107H147V106H146ZM180 107H181V106H180ZM206 107H207V106H206ZM214 107H215V106H213V108H214ZM217 107H218V106H217ZM111 108H113V107H111ZM170 108H171V107H170ZM170 108H169V109H170ZM172 108H173V106H172ZM172 108H171V109H172ZM186 108H187V111H189V110H188V109H189L188 107H185V108H184V111L186 110ZM190 108H191V107H190ZM208 108H207V109H208ZM125 109H127V108H125ZM174 109H175V108H174ZM174 109H173V111H174ZM181 109H182V108H180V110H181ZM193 109H194V108H193ZM195 109H196V108H195ZM250 109H251V108H250ZM254 109H256V108H254ZM113 110H114V108H113ZM175 110H176V109H175ZM182 110H183V109H182ZM196 110H197V109H196ZM196 110H195V111H196ZM209 110H210V108L208 109V111H209ZM211 110H212V109H211ZM256 110H257V109H256ZM148 111H149V110H148ZM184 111H183V112H184ZM187 111H186V112H187ZM191 111L193 112V110H191ZM202 111H203V110H202ZM251 111H252V110H251ZM254 111H255V110H254ZM105 112H106V111H105ZM113 112H114V114H115L116 111H112L111 113H113ZM118 112H119V111H118ZM118 112H116V114H117ZM121 112H125V111H121ZM169 112H170V115H171L172 111H169ZM183 112L181 111L180 113H183ZM186 112H184V114H185ZM198 112H199V111H198ZM111 113H110V114H111ZM119 113H120V112H119ZM132 113H133V112H132ZM132 113H131V114H132ZM152 113H153V112H151L150 114H152ZM201 113H202V112H201ZM206 113H207V111H206ZM206 113H204V116H205ZM255 113L257 114V112H255ZM104 114H105V113H104ZM107 114H108V113H107ZM110 114H108V115H110ZM114 114H113V115H114ZM123 114H125V113H123ZM133 114H134V113H133ZM163 114H164V112H163ZM163 114H162V116H163ZM168 114H169V113H168ZM174 114H175V113H174ZM178 114H179V113H178ZM178 114H177V115H178ZM189 114H190V111H189ZM192 114H195V112L192 113ZM192 114H191V115H192ZM209 114L211 115V112H210ZM253 114H254V113H253ZM253 114H252V115H253ZM105 115H106V114H105ZM111 115H112V114H111ZM119 115H120V114H118V116H119ZM121 115H122V113H121ZM134 115H135V114H134ZM147 115H148V114H147ZM164 115H166V114H164ZM172 115H173V114H172ZM172 115H171V116H172ZM177 115H176V116H177ZM198 115H199V113H198ZM206 115H207V114H206ZM213 115L215 116V114H213ZM123 116H125V115H123ZM135 116H136V115H135ZM149 116H151V115H149ZM167 116H169V115H167ZM173 116H174V115H173ZM178 116H179V115H178ZM216 116H217V115H216ZM253 116H254V115H253ZM126 117H127V116H126ZM132 117H133V116H132ZM132 117H130V118H132ZM142 117H143V116H142ZM151 117H152V116H151ZM169 117H170V116H169ZM182 117H184V116H182ZM185 117H186V116H185ZM185 117L183 118L184 120H185ZM200 117H201V116H200ZM200 117H199V119H200ZM206 117H207V116H205V119H206ZM218 117H219V116H217V118H218ZM103 118H104V117H103ZM121 118L123 119V117H121ZM121 118L119 117L118 120L120 121ZM128 118H129V117H128ZM128 118H126V119L128 120ZM187 118H189V120H191V119H190L191 117H190L189 115L187 116ZM187 118H186V120H187ZM203 118H204V117H203ZM203 118H202V119H203ZM208 118H209V117H208ZM215 118H216V117H215ZM220 118H221V117H220ZM253 118H254V117H253ZM144 119H145V118H144ZM175 119H177V118H175ZM180 119H181V118H180ZM183 119H182V120H183ZM213 119H214V118H213ZM247 119H250V118H247ZM251 119H252V118H251ZM102 120H104V119H102ZM111 120H112V119H111ZM127 120H126V121H127ZM131 120H132V119H131ZM131 120L128 121V123L125 122V120H123L122 123L124 122V124L126 123V125H127V124H129V122H130V123L132 122ZM142 120H143V119H142ZM148 120H149V119H148ZM153 120H154V119H153ZM161 120H162V119H161ZM172 120H173V119H172ZM182 120H179V121L181 122ZM218 120H219V119H218ZM253 120H255V119H253ZM108 121H110L109 118H108ZM136 121H137V120H136ZM144 121H145V120H144ZM144 121H143V124H144ZM191 121L193 122L194 119L192 118ZM191 121H190V122H191ZM198 121H199V120H197L196 122H198ZM200 121H201V120H200ZM215 121H216V120H215ZM139 122H140V121H139ZM146 122H147V121H146ZM150 122H151V121H150ZM174 122H175V121H174ZM176 122H177V120H176ZM192 122H191V125L196 124L195 121H194L193 123H192ZM205 122H206V121H204L203 123H205ZM207 122H208V121H207ZM118 123H119V122H118ZM122 123H121V124H122ZM158 123H159V122H158ZM170 123H171V122H170ZM203 123H202V124H203ZM105 124H106V128H108L107 125L110 124V123L108 122V123H105ZM124 124H123V125H124ZM137 124H138V123H137ZM174 124H175V123H174ZM188 124H189V123H187V126H189ZM202 124H201V125H202ZM217 124H218V123H217ZM102 125H103V124H102ZM115 125H116V124H115ZM126 125H125V126H126ZM131 125H132V124H131ZM159 125H160V123H159ZM170 125H171V124H170ZM172 125H173V123H172ZM172 125H171V126H172ZM205 125H206V124H205ZM134 126H135V125H134ZM154 126H155V125H154ZM175 126H176V125H175ZM177 126H180V125H177ZM137 127H138V125H137ZM141 127H142V126H140V128H141ZM173 127H174V126H173ZM189 127H190V126H189ZM189 127H187V128L189 129ZM201 127H202V126H200V129H202ZM211 127H212V126H211ZM104 128H105V127H104ZM104 128H103V129H104ZM158 128H159V127H158ZM174 128H175V127H174ZM174 128H173V129H174ZM184 128H185V126H184ZM205 128H206V127H205ZM205 128H204V129H205ZM125 129H126V128H125ZM125 129H124V130H125ZM129 129H130V128H129ZM138 129H139V128H138ZM151 129H152V128H151ZM151 129H150V130H151ZM176 129H177V128H176ZM194 129H195V128H194ZM204 129H203V130H204ZM214 129H215V128H214ZM108 130H109V129H108ZM114 130H115V129H114ZM169 130H170V129H169ZM178 130H180V127L178 128ZM178 130H176V131H178ZM182 130H183V129H182ZM182 130H181V131H182ZM185 130H186V129H184L183 132H185ZM196 130L198 131V129H196ZM206 130H207V129H206ZM206 130H205V131H206ZM209 130H210V129L207 130L206 135H209V134H208V131H209ZM173 131H174V130H173ZM173 131H172V132H173ZM156 132H157V131H156ZM192 132H193V131H192ZM195 132H196V131H195ZM201 132H202V131H201ZM203 132H204V131H203ZM212 132H213V131H212ZM212 132H211V133H212ZM10 133H11V132H10ZM104 133H105V132H104ZM134 133H135V129H134ZM139 133H140V132H139ZM162 133H163V132H162ZM164 133H165V132H164ZM164 133H163V134H164ZM193 133H194V132H193ZM198 133H199V132H198ZM140 134H142V133H140ZM140 134H138V135H140ZM154 134H155V133H154ZM157 134H158V132H157ZM198 135H200V133H199ZM213 135H214V134H213ZM201 136L203 137L202 133H201ZM201 136H200V138H202ZM209 136H211V134H210ZM140 137H142V135H140ZM144 137H145V136H144ZM158 137H159V136H158ZM165 137H166V136H165ZM165 137H164V138H165ZM190 137H192V136H190ZM212 137H214V136H212ZM215 137H216V136H215ZM215 137H214V138H215ZM148 138H149V137H148ZM159 138H160V137H159ZM187 138H189L188 135H187ZM207 138H208V137H206V143L209 141V140H207ZM210 138H211V137H210ZM210 138H209V139H210ZM143 139H144V138H143ZM160 139H162V138H160ZM165 139H166V138H165ZM173 139H174V138H173ZM182 139H183V140H182ZM182 139H181L182 141L185 140L184 138H182ZM211 139H213V138H211ZM211 139H210V141L212 142ZM140 140H141V138H140ZM162 140H163V139H162ZM199 140H201V139H199ZM202 140H203V138H202ZM138 141H139V140H138ZM157 141H159V140H157ZM160 141H161V140H160ZM160 141H159V142H160ZM166 141H168V139H167ZM179 141H180V140H179ZM147 142H148V141H147ZM147 142H146V144H147ZM152 142H153V141H152ZM189 142H190V141H189ZM195 142H196V141H195ZM204 142H205V139H204V141H201V145H202V143L204 144ZM211 142L209 143L210 145L212 144ZM213 142H214V141H213ZM139 143H140V141H139ZM154 143H155V142H154ZM163 143H164V142H163ZM163 143H162V146H163ZM165 143H166V142H165ZM169 143H171V141H170ZM169 143H167V145H168ZM191 143H192V142H190V144H191ZM193 143H194V142H193ZM193 143H192V145H194ZM142 144H143V143H142ZM158 144H159V143H158ZM158 144H157V145H158ZM182 144H184V143L182 142ZM185 144H186V143H185ZM199 144H200V142H199ZM129 145H130V144H129ZM147 145H148V144H147ZM157 145H156V146H157ZM207 145H208V143L206 144V146H207ZM212 145H213V144H212ZM215 145H216V144H215ZM159 146H161V145H159ZM187 146H188V145H187ZM194 146H195V145H194ZM164 147H165V146H164ZM188 147H189V146H188ZM195 147H196V146H195ZM133 148H135V147H133ZM148 148H149V147H148ZM153 148H154V145H153ZM153 148H152V149H153ZM162 148H163V147H162ZM162 148H161V149H162ZM191 148H193V147H191ZM198 148H199V147H198ZM155 149H157V148H155ZM170 149H171V148H170ZM170 149H169V150H170ZM172 149H173V148H172ZM172 149H171L170 152H173ZM184 149H185V148H184ZM146 150H147V149H146ZM158 150H159V149H158ZM158 150H157V151H158ZM169 150H168V151H169ZM208 150H209V148H208ZM210 150H211V149H210ZM210 150H209V151H210ZM157 151H156V152H157ZM166 151H167V148L165 149V152H166ZM198 151H199V150H198ZM143 152H144V151H143ZM143 152H142V153H143ZM147 152H148V151H147ZM153 152H154V151H153ZM156 152H154L153 154H155ZM196 152H197V151H196ZM140 153H141V152H140ZM151 153H152V152H151ZM173 153H174V152H173ZM173 153H172V155H173ZM148 154H150V153H147V156H148ZM153 154H152V156H153ZM160 154H161V152H160ZM169 154H171V153H168L167 157L169 156ZM177 154H178V153H177ZM142 155H143V154H142ZM156 155L159 157V154H156ZM164 155H165V153H164ZM164 155L162 154V157H163ZM172 155H171V156H172ZM179 155H180V154H179ZM199 155H200V154H199ZM152 156H148V157H152ZM171 156H170V159H171ZM138 157H139V155H138ZM162 157H161V158H162ZM142 158H143V156H142ZM172 158H173V156H172ZM180 158H181V157H178L179 160H183L182 158H181V159H180ZM147 159L150 160V158H147ZM147 159H146V161H147ZM160 160H162V159H160ZM158 161H159V159H158ZM150 162H151V161H150ZM187 162H188V161H187ZM203 162H205V161L202 160V163H203ZM151 164H152V162H151ZM186 164H187V163H186ZM147 165H148V163H147ZM202 165H203V164H202ZM151 166H152V165H151ZM187 166H188V165H187ZM198 167H199V166H198ZM146 168H147V167H146ZM148 168H149V167H148ZM150 168H151V167H150ZM189 168H190V167H189ZM201 169H202V168H200L199 170L202 172ZM194 171H195V170H194ZM200 171H199V173H200ZM247 175H248V174H247ZM196 176H197V175H195V177H196ZM198 176H199V175H198ZM247 177H249V176H247ZM184 178H185V177H184ZM10 179H11V178L9 177L8 180H10ZM178 179H179V178H178ZM178 179H177V178H175V179H174V178H170V179H166V180H161V181H160V185H161V188H162V189H161V191H160V195H159V203H158V205L160 204V206H161V208L163 209V211H164L165 213L169 214V215H170V214H175V213L181 211L183 208L186 207V205H187V203H188L189 190H188L187 187H185L186 185H184V187H183V186H182V183H181L182 181L180 182V181H179L180 179H179V180H178ZM248 179H250V178H248ZM246 180H247V179H246ZM251 181H253V180H251ZM251 181H250V182H251ZM183 182H184V181H183ZM187 183H188V182H187ZM252 183H255V181L252 182ZM252 183H251V184H252ZM129 184H130V182H129ZM132 187H133V186H132ZM172 191L178 193L179 199L177 200V202H176L175 205H173V206L171 205V206H170V205L167 203V201H166V199H165V196L168 194V192H172ZM168 200H169V199H168ZM170 204H171V203H170ZM114 207H115L116 209H123V207H124V203H123V201H120L119 203L116 202V204H114ZM260 211H261V210H260ZM260 211H259V212H260ZM199 212L202 213V214H204L202 210H200ZM259 212H258V214H259ZM256 216H257V215H256ZM257 219H258V218H257ZM204 220H207V219L204 217ZM222 220H223V219H222ZM1 224H2V223H1ZM1 224H0V225H1ZM0 229H2L1 226H0ZM127 231H128V230H127ZM125 232H126V231H125ZM121 233H123V235H124V232H121ZM123 235L120 234V235L118 236V239L120 240V242H121V241H124V237H125V236H123ZM42 237H44V236L42 235ZM96 238H97V237H96V234H93L92 237H91V241H92V243H94V242L96 241ZM125 238H126V237H125ZM142 242H143V239H142ZM257 242H258V241H257ZM257 242H256V243H257ZM261 243H262V242H261ZM140 244H141V243H140ZM256 245H257V244H256ZM262 245H263V244H262ZM145 246L147 247L148 244L145 245ZM258 246H260V245H258ZM9 247H10V244H9V243H8L7 245H1V246H0V260L4 258L5 254H6V253L8 252V250H9ZM63 248H64L63 253H62V252L60 253V251H59V253H60V255H59L60 261L63 260V259H66V260H68V261H78V256H79V255H72V249H71V247H70L67 243L64 244V247H63ZM143 248H144V247H143ZM143 248H142V249H143ZM144 249H145V248H144ZM146 250H148V249L146 248ZM146 250H145V251L143 250V251L145 252L144 255H146V253H147ZM148 255H149V253H148ZM150 255H151V254H150ZM142 258H144V256H142ZM132 261L134 262L135 260H132ZM144 261H145V260H144ZM252 261H253V260H252ZM137 262L139 263L138 260L136 261V263H137ZM71 263H72V262H71ZM131 263H132V262H131ZM136 263H135V264H136ZM39 264H51V263H50L47 259H45L44 257H42L41 260H40V262H39ZM110 264H124L123 259H122V255H121L120 252L117 251V252L115 253L114 258L112 259V261L110 262ZM251 264H252V263H251Z\"/></svg>", "mask_w": 264, "mask_h": 264}, {"label": "crops", "instance_id": "0c3cea01", "mask_svg": "<svg viewBox=\"0 0 264 264\" xmlns=\"http://www.w3.org/2000/svg\"><path fill=\"white\" fill-rule=\"evenodd\" d=\"M74 231L80 234L90 233L92 229L91 221L86 218H80L74 222Z\"/></svg>", "mask_w": 264, "mask_h": 264}, {"label": "built area", "instance_id": "2783aa9c", "mask_svg": "<svg viewBox=\"0 0 264 264\" xmlns=\"http://www.w3.org/2000/svg\"><path fill=\"white\" fill-rule=\"evenodd\" d=\"M1 106V104H0ZM175 195L172 194L171 197L173 198ZM3 240V236L0 234V242ZM81 243V240H79ZM31 252L33 254V262L37 261V256L39 255V252L37 251V245H34L31 247Z\"/></svg>", "mask_w": 264, "mask_h": 264}]
</instances>
